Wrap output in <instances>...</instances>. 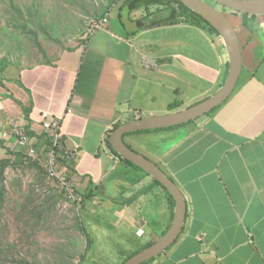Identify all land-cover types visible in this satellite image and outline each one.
I'll return each mask as SVG.
<instances>
[{
    "label": "crops",
    "instance_id": "1",
    "mask_svg": "<svg viewBox=\"0 0 264 264\" xmlns=\"http://www.w3.org/2000/svg\"><path fill=\"white\" fill-rule=\"evenodd\" d=\"M127 8L120 6V20L132 13ZM146 15L145 10L126 32L114 31L110 17L55 61L11 68L5 76L13 82L0 87V136L14 121L44 153L50 147L48 125L61 118L66 145L77 148L62 169L82 193L94 188L98 201L107 188L119 192V170L130 174L106 147L115 125L162 115L175 101L190 107L216 93L228 75L229 56L219 34L188 22L150 27L161 17ZM256 16L248 27L240 17L234 22L243 54L234 92L158 154L186 197L187 218L176 242L149 264H264V15ZM3 141L14 153L27 151L10 147L17 143L13 136ZM146 178L127 196L138 197L129 203L123 196L124 206L116 207V221L126 218L133 230L126 252L157 241L173 222L172 205L159 187L165 211L156 219L141 212L147 192L155 190ZM111 197L109 204H117Z\"/></svg>",
    "mask_w": 264,
    "mask_h": 264
},
{
    "label": "rangeland",
    "instance_id": "2",
    "mask_svg": "<svg viewBox=\"0 0 264 264\" xmlns=\"http://www.w3.org/2000/svg\"><path fill=\"white\" fill-rule=\"evenodd\" d=\"M124 1L13 0L11 3V0H0V56L7 57L11 62L5 73L12 74L11 68L55 61L61 52L79 47L106 17L108 20L111 17L114 31H129L134 27L132 21L145 13V10L140 7L131 11L129 18L123 14L120 20L118 13ZM205 1L212 3L228 17L234 11L224 9L212 0ZM105 9L108 11L101 17ZM152 9L157 7L154 5ZM166 13L159 12L156 17L166 16ZM29 29L35 35L29 33ZM5 73L4 77L0 74V87L4 86V82H13H9ZM187 104L190 105V102H185L176 110L158 107L165 108L159 114L185 109ZM192 121L128 133L125 139L136 151L154 160L164 171L170 173L162 158L159 160L158 154L160 150L185 138L195 128L197 119ZM10 147L16 149L17 145ZM24 154L33 161L36 160L27 151ZM46 154V151L40 153L42 159ZM3 159L10 162L3 173L4 181L0 183V187L5 186L6 192L0 205V220L3 224L0 227V241L3 242V248L12 251L15 264H24L22 261L28 264H122L132 252H126L125 249L128 247L127 240L134 236L133 230L129 229L126 218L117 222L115 212L117 206H124L122 202L127 196H133V192H136L133 181L142 171L134 169L128 176H124V172L119 170L118 173H122L124 177L115 185L119 192L107 188V195L100 196L99 201L93 197L82 204L69 199L44 169L41 171L27 162L20 163V160L7 151L5 144L0 146V161ZM38 163L40 164L39 161ZM41 167L43 168L42 165ZM146 179L153 183L150 175ZM121 184L128 185L129 188L123 191L119 187ZM145 185L140 187L145 188ZM151 187L155 190L147 192V201L141 203L140 210L144 215L156 219L166 209L165 198L157 194L158 186L152 184ZM163 193L167 197L166 192ZM138 194L134 195L138 197ZM108 196H115L111 199L118 203L109 204ZM78 218L83 220L92 241L84 260L80 256L86 249V237L77 226ZM9 244L13 246L10 247Z\"/></svg>",
    "mask_w": 264,
    "mask_h": 264
},
{
    "label": "water",
    "instance_id": "3",
    "mask_svg": "<svg viewBox=\"0 0 264 264\" xmlns=\"http://www.w3.org/2000/svg\"><path fill=\"white\" fill-rule=\"evenodd\" d=\"M181 1L206 19L218 31L229 56L228 75L224 84L216 93L190 107L162 115L139 117L121 124L111 133L106 146L107 150L110 152L116 151L123 158L143 169L152 178L159 180L175 200L174 218L167 232L151 245L129 257L122 264H143L161 255L179 238L187 218V201L180 187L157 162L132 148L125 139L126 134L186 124L210 113L234 92L243 68L240 37L227 14L205 0ZM212 2L241 13L264 15V0H212Z\"/></svg>",
    "mask_w": 264,
    "mask_h": 264
},
{
    "label": "trees",
    "instance_id": "4",
    "mask_svg": "<svg viewBox=\"0 0 264 264\" xmlns=\"http://www.w3.org/2000/svg\"><path fill=\"white\" fill-rule=\"evenodd\" d=\"M13 2V0H11V3ZM123 5L128 7V10L131 12L135 9H138L140 7H144V9L147 12V15L145 16L146 18H149L152 15H156L159 12L162 13H166V16H162L160 19H153L151 21V23L149 24V26H155V25H164V24H170V23H179V22H188V23H192L195 25H199V26H203L206 29H209L210 31L214 32V33H218V31L215 29V27H213L206 19H204L201 15H199L198 13L194 12L193 10H191L188 6H186L181 0H125ZM156 6L157 9L152 10L151 7L152 6ZM224 9H227L224 7ZM108 10L105 9L103 11V13L100 15L101 17H104L106 12ZM232 15L230 17L231 21L234 22L239 20L238 17H240V19H243V24L245 26H249V20L250 19H254L257 16L256 15H249L246 13H241L239 11H232ZM148 26V25H147ZM25 30V29H23ZM32 31H30L29 29V33H31ZM32 34L35 35L34 32H32ZM10 60H8L7 57H1L0 56V74L2 75V77H4V73L8 67V65L10 64ZM182 102L180 101H175L172 102L169 105V110H174L177 107H179L181 105ZM23 110L25 113L28 112V108L27 107H23ZM193 121H190L189 123H191ZM121 124L118 123L117 125H115L114 130L119 127ZM26 131L27 133L33 137L34 133H31L29 128L26 127ZM127 135V134H126ZM4 141L0 139V146L3 147ZM129 144V143H128ZM131 146V144H129ZM132 147V146H131ZM133 148V147H132ZM7 151L11 154H13L16 159L20 160V163L22 162H27L30 166L35 167L37 169H40L41 171L43 170V168L41 167V165L36 161L31 158V157H27L25 154H19V153H14L12 150H10L9 148H7ZM113 153H115V155L117 157L120 158L121 163L127 165L128 167V171L131 172L134 169L140 170L142 171L141 176L139 177H135L133 183L136 184L137 182H139L142 178L149 176L148 173H146L143 169H141L140 167H138L137 165H135L134 163H132L131 161H129L128 159L123 158L120 154H118L116 151H113ZM25 158V159H24ZM10 162V160H1L0 161V183H2L4 181L3 179V173L5 171V168L7 166V164ZM24 164V163H22ZM159 165V164H158ZM171 177V176H170ZM172 178V177H171ZM173 179V178H172ZM153 186H158L160 187L164 192H166V195L169 199V202L172 205L173 208V216H174V207H175V200L172 197L171 193L168 191V189L157 179L153 178ZM5 186L1 185L0 187V205L3 202V197L5 195ZM79 193V191H78ZM82 197L81 203L84 204L87 200H91L94 196L97 195L96 191L94 188H91L83 193H79ZM135 197V196H134ZM134 197L131 198H127V202L131 203L134 200ZM2 222L0 220V227H2ZM77 226L78 228L83 231L85 233V237H86V249L85 251L81 254L80 258L82 260H84L86 258V254L88 252V249L91 245V238L85 228V225L83 223V220H79V218L77 219ZM171 224L168 226V228L162 233V236L167 232V230L170 228ZM1 236V235H0ZM161 236V237H162ZM153 242H149L144 244V248L151 245ZM3 242L0 241V264H15V259L12 258V251L10 249H6L2 247ZM10 245V244H9ZM13 245H10V247H12ZM140 250L142 249H137L133 252H131L126 258L125 260H127L129 257L133 256L134 254L138 253ZM158 258L154 257L151 260L143 263V264H149L152 261L156 260ZM124 260V261H125ZM22 263L24 264H28L27 262L22 261Z\"/></svg>",
    "mask_w": 264,
    "mask_h": 264
},
{
    "label": "built area",
    "instance_id": "5",
    "mask_svg": "<svg viewBox=\"0 0 264 264\" xmlns=\"http://www.w3.org/2000/svg\"><path fill=\"white\" fill-rule=\"evenodd\" d=\"M107 22L108 18L106 17L101 21L100 25H97V27L101 28ZM69 111H71V109ZM48 132L50 137V147L46 152L47 154L44 159H42L32 140L24 131V128L14 121H11L7 126H5L0 138L6 139L12 136L15 137L17 140L16 149L19 147H26L27 152L31 156H34L35 159L43 166L46 173L57 182L61 191H63L69 199L79 203L81 202L82 197L78 193L73 181L62 169L64 163L69 162L75 157L77 148H69L66 145L64 139L65 134L62 131L61 118L53 120L48 125Z\"/></svg>",
    "mask_w": 264,
    "mask_h": 264
}]
</instances>
